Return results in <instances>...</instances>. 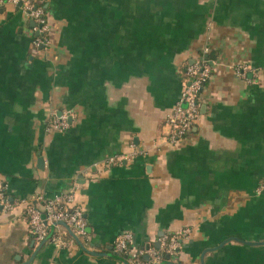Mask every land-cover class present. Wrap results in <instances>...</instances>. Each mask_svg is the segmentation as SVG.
<instances>
[{"label": "crops", "instance_id": "0c3cea01", "mask_svg": "<svg viewBox=\"0 0 264 264\" xmlns=\"http://www.w3.org/2000/svg\"><path fill=\"white\" fill-rule=\"evenodd\" d=\"M34 1L52 25L42 50L33 21L0 8V177L14 204L0 212V264H116L120 234L158 248L186 228L181 255L162 264H264V0ZM205 47L223 64H250L256 82L218 67L201 118L172 147L182 72ZM62 114L69 129H50ZM74 183L89 240L37 242L21 202Z\"/></svg>", "mask_w": 264, "mask_h": 264}, {"label": "built area", "instance_id": "2783aa9c", "mask_svg": "<svg viewBox=\"0 0 264 264\" xmlns=\"http://www.w3.org/2000/svg\"><path fill=\"white\" fill-rule=\"evenodd\" d=\"M5 6L20 8L35 23L33 45L36 49H46L51 45L52 25L41 4L34 0H0V8ZM210 52V47L203 48L202 52L192 58L184 69L183 91L167 120L169 126L167 142L172 147L182 143L201 118L203 92L218 67L231 69L241 80L256 82L254 80L257 77L256 70L249 64L241 62L226 65L217 59H209ZM251 76L255 78L251 80ZM49 127L58 132L67 131L70 127L69 116L62 114L54 117ZM122 159L116 157L110 162L116 164ZM77 196L78 185L74 183L70 191L54 199L46 200L40 196L34 203L28 200L21 202L26 206L30 234L37 242H48L59 249H67L71 247L68 241L70 235L79 244L89 240L88 221ZM13 208L14 204L7 193V183L0 177V212L10 213ZM64 228H67L68 233H64ZM191 233V229L186 228L178 233L166 235L160 239L158 248L139 247L135 244L131 232L122 233L113 244L117 256L116 264H162L165 260L164 256H168L171 261L177 260L182 253L184 242Z\"/></svg>", "mask_w": 264, "mask_h": 264}, {"label": "trees", "instance_id": "16d2710c", "mask_svg": "<svg viewBox=\"0 0 264 264\" xmlns=\"http://www.w3.org/2000/svg\"><path fill=\"white\" fill-rule=\"evenodd\" d=\"M154 5V4H153ZM146 7H149V4H145L143 3V9L146 10ZM166 7H167V4H160L157 8L160 12H165L166 10ZM44 8V7H43ZM47 12V10H45ZM159 18L157 17H153V19H150V18H145L143 17L142 21L144 22V25H150V23L152 22L154 24V26H156L158 24V21L160 22L159 26H165L166 24L169 25L168 23L170 22V20L168 19H162V20H158ZM166 37H169L168 35H164V34H159V36H157V42L160 43V47L163 48L164 47V42L163 40H165ZM146 39L149 40L150 42V36H147ZM155 40V37L154 39ZM211 50V48H210ZM202 52V51H201ZM208 58L211 59V60H215L217 59L216 58V53L211 50V52L208 54ZM250 65V64H249ZM251 66V65H250ZM252 67V66H251ZM253 68V67H252ZM217 72V70L214 72V75L215 73ZM182 80L184 82L185 78H184V71L182 72ZM182 82V84H183ZM207 87V86H206ZM204 93V92H203ZM179 100V99H178ZM176 105V104H175ZM117 257V256H116ZM166 258V256H164V259ZM117 261V260H116Z\"/></svg>", "mask_w": 264, "mask_h": 264}, {"label": "water", "instance_id": "95a60500", "mask_svg": "<svg viewBox=\"0 0 264 264\" xmlns=\"http://www.w3.org/2000/svg\"><path fill=\"white\" fill-rule=\"evenodd\" d=\"M33 25H35V23L33 22ZM44 162V160H43V158H40V160H39V164H42ZM158 245V247H160V243L159 244H157ZM168 258V257H167ZM168 263H170V262H168Z\"/></svg>", "mask_w": 264, "mask_h": 264}]
</instances>
